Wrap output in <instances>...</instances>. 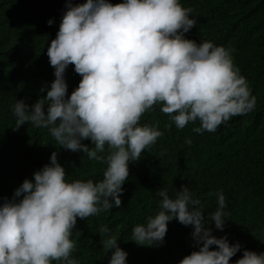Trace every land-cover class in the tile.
I'll use <instances>...</instances> for the list:
<instances>
[{"label":"clouds","instance_id":"clouds-1","mask_svg":"<svg viewBox=\"0 0 264 264\" xmlns=\"http://www.w3.org/2000/svg\"><path fill=\"white\" fill-rule=\"evenodd\" d=\"M192 11L180 0L66 4L46 53L54 80L46 96L34 103L16 101L15 129L26 123L47 129L60 147L104 162L103 179L68 181L57 152H52L50 162L0 204V264H79L72 256L76 241L71 238L77 218L119 207L132 169L170 136L169 130L173 135L215 132L230 118L255 109L256 97L234 65L235 49L185 38L196 26ZM69 65L81 76L70 95L65 79ZM154 110L169 118H150ZM157 195L158 213L132 229L137 244H162L168 223L175 219L191 226L198 249L179 264H230L242 250L239 242L230 244L227 234L217 238L207 226L212 221L215 229L225 228L229 213L223 190L215 193L218 207L207 219L200 199L187 186L174 198L163 188ZM100 231L106 234L105 251L113 250L108 264H127L128 253L108 226ZM75 234L80 237L82 232ZM213 245L217 247L210 249ZM235 264H264V252L243 249Z\"/></svg>","mask_w":264,"mask_h":264},{"label":"trees","instance_id":"trees-1","mask_svg":"<svg viewBox=\"0 0 264 264\" xmlns=\"http://www.w3.org/2000/svg\"><path fill=\"white\" fill-rule=\"evenodd\" d=\"M69 2L82 4L85 0H0V204L4 197L11 198L26 178L32 179L36 170L48 164L54 151L68 181L103 179L104 162L60 147L47 129L35 128L31 123L15 129L12 108L16 101L34 103L46 96L54 80V68L46 53ZM109 2L115 5L122 0ZM180 2L193 9L190 18L196 20L185 38L235 49L234 65L256 97V107L248 114L230 118L215 132L190 130L173 135L169 130L170 136L132 169L119 207L98 216L77 218L71 238L76 241L72 256L79 264H108L113 250L105 251L103 247L106 234L100 228L105 225L118 239V246L128 253L127 264H179L198 250L193 247L191 226L175 219L168 223L162 244L139 245L132 240L133 227L160 210L157 191L167 189L174 198L183 186L200 199L205 219L218 207L215 193L223 190L229 213L225 228L215 229L212 221L207 226L217 238L227 234L230 244H241L242 250L230 259V264L242 257L243 249L264 252V0ZM49 19L53 24H47ZM65 79L70 95L81 76L69 65ZM148 115L169 118L158 110ZM187 139L192 143L188 144ZM82 143L91 146L90 140ZM75 230L82 235L77 237Z\"/></svg>","mask_w":264,"mask_h":264},{"label":"bare ground","instance_id":"bare-ground-1","mask_svg":"<svg viewBox=\"0 0 264 264\" xmlns=\"http://www.w3.org/2000/svg\"><path fill=\"white\" fill-rule=\"evenodd\" d=\"M38 165V164H37Z\"/></svg>","mask_w":264,"mask_h":264}]
</instances>
